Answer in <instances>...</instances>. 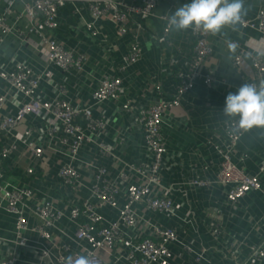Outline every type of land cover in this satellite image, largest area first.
<instances>
[{"label":"crops","instance_id":"0c3cea01","mask_svg":"<svg viewBox=\"0 0 264 264\" xmlns=\"http://www.w3.org/2000/svg\"><path fill=\"white\" fill-rule=\"evenodd\" d=\"M24 0H13L10 11L6 12V4L0 1V12L6 14L7 22L12 25L13 31L4 36L0 44V68L10 67L16 61L29 63L37 71L44 67L52 70V76L46 77L38 88V94L46 99L53 97L57 91V84L64 85V93L75 108L92 104L94 116H103L107 127L102 131L89 132L86 140L79 149L72 165L80 174V182L76 189H70L58 175L59 166L67 162L68 155L65 147L60 143L62 127L51 115L40 113L30 114L13 130V133L30 130L29 138L37 146L43 148L44 153L38 160L32 157L25 147L16 142L10 159L0 170V185L6 188L28 187L32 190L27 200L32 207H38L44 201H50L65 211L76 201L89 197L88 187L95 178L99 167L109 170L110 178L121 188L126 179H134L130 165L147 161L149 155L144 148L142 131L136 113L125 111L121 104L126 97L134 96L139 104H148L156 96L155 85L161 86V93L168 97L172 94L177 78L175 72L183 68L185 60L193 50V37L190 30L178 32L168 31L167 41L159 42L156 35L161 33L165 20L161 13L168 15L188 0H159L154 9V15L142 21V28L130 22L131 31H137L142 46V54L138 61L119 69L123 64V56L127 51L130 33L119 35L115 25L108 19H99L97 24L106 37L94 36L85 27L84 19H89V11L83 0H66L58 7L59 26L55 30L45 31L47 35H54L66 47L86 55L81 67H72L69 70L44 62L41 48L46 45L40 38V33L29 31V21L22 17L15 19V14L23 5ZM247 14L255 15L259 5L264 0H244ZM75 6H79L76 12ZM42 32V31H41ZM44 33V32H43ZM259 34L256 29L238 25L235 30L226 28L221 35L211 36L212 52L207 57L202 69L210 71L216 80L211 86L201 80L196 81L191 92L183 99L181 105L166 109L162 119V132L166 141V153L161 169L162 183L170 186L182 182L187 177L199 172V168L207 165L204 175L211 176L217 169V156L210 146L204 145L207 131L216 129L228 117L224 114L226 96L235 92L247 83L248 76L242 69H237L232 63L233 53L239 45L253 46ZM231 46V47H230ZM115 72L123 79L124 90L115 101L107 100L94 103L92 91L104 73ZM7 91L6 108L4 111H15L20 105L22 96L0 78V94ZM81 120V119H80ZM12 136L4 137L10 139ZM99 143L108 147V151L100 148ZM241 150L250 154L246 167L254 171L256 163L264 157V127L248 130L239 144ZM213 163V165H212ZM31 166L35 174L28 177L24 169ZM214 188H178L170 193L178 205L174 216L167 218L162 213L146 209L138 204L135 210L138 213L137 227L130 231L133 238L136 233L150 235L155 225L173 226L176 228L181 242L190 245L195 252L201 250L202 244L210 245L206 235L209 213H223L226 226V239L238 238L243 241L239 255L244 258L250 247L254 245L264 233L261 224L257 230L250 229V220L264 214V193L249 192L240 201L238 207L231 209L232 215H227L229 206L224 203L220 189ZM99 211L108 219L116 217L115 211L107 206ZM190 211L195 212V223L190 219ZM28 224L37 225L39 219L32 213L27 214ZM71 235L73 225L66 219L57 222L50 231L58 234L61 229ZM195 228L197 230H195ZM23 235L32 240L29 246H19L14 243V216L5 208V200L0 194V260L14 254L16 264H55L56 252L50 251L51 261L40 256L41 245L46 242L38 234L25 230ZM204 239L205 242L202 241ZM63 242L68 238L62 236ZM34 242V243H33ZM76 248L73 242H69ZM180 250L175 247L173 252ZM119 252V253H118ZM111 252L102 249L98 254L106 263L129 264L124 257V250ZM203 259L194 261L192 253L183 252L182 257L169 260L168 264H233L223 259L219 252L211 249L203 254ZM119 258L117 261L116 259ZM246 264H264V259L247 262Z\"/></svg>","mask_w":264,"mask_h":264},{"label":"built area","instance_id":"2783aa9c","mask_svg":"<svg viewBox=\"0 0 264 264\" xmlns=\"http://www.w3.org/2000/svg\"><path fill=\"white\" fill-rule=\"evenodd\" d=\"M0 1H4L5 11L9 12L13 0ZM65 1L24 0L22 7L15 14V19L27 18L29 31L40 33L41 40L46 43L41 48V57L44 62L62 70H69L72 67L80 68L86 55L64 46L54 35L45 33V31L58 28L60 23L58 7ZM83 1L90 15L89 19L83 18V22L92 35L106 37L97 24L99 19L112 21L119 35L130 33L127 51L123 56L124 62L119 69H124L138 61L142 54L141 42L137 31H131L128 24L133 22L141 29L142 21L154 15V9L159 0ZM79 8L75 6L74 10L78 12ZM160 17L165 20V24L156 38L159 42H166L169 31L168 14L161 13ZM241 25L256 29L259 36L253 46L238 44L233 53L232 63L237 69L245 71L248 76L247 83H256L259 86L260 82L264 81V3L259 5L254 16L244 17ZM11 31L13 27L7 22L6 14L0 12V44L4 36ZM191 34L193 50L185 60L184 67L175 72L177 82L172 94L168 97L163 96L161 86L157 84L155 85L157 96L148 104L137 103L134 96L126 97L121 104L125 111L136 113L142 131L144 148L149 155L147 161L130 165L135 178L126 179L123 176L125 184L121 188L109 177V170L106 167H99L94 174V181L88 187L89 197L72 203L67 211L47 200L38 207H32L27 201L32 195L30 188H6L0 185V194L5 200V208L14 216L15 244L29 246L32 240L24 236L23 232L27 230L36 233L47 244L39 248L40 256L51 261L50 251L54 250L56 252L55 264H74L79 255L87 256L90 264H112V262L106 263L98 254V251L102 249L109 251V254L118 252V249L124 250V255H119V258L124 257L129 264H168L169 260L182 257L183 252L192 253L194 261L199 262L204 258L203 254L211 249L219 252L223 259L233 264H246L264 259V233L250 247L248 255L244 258L239 255L242 240L238 238L223 240L226 237V226L224 215L219 209L217 212L209 213L205 233L210 240V245L202 244L199 252H195L190 245L181 242L173 226L155 225L150 235L136 233V238L130 234L141 218L135 210L138 204H143L146 209L162 213L167 218L174 216L178 205L170 193L176 189V186L181 190L186 185L205 189L218 186L224 203L230 208L227 210L228 216L232 215L231 209L238 207L241 199L249 192L264 193V157L256 163L254 171L246 167L250 154L241 150L239 144L247 131L239 127L238 117L223 120L218 128L208 130L204 138V145L210 146L211 151L218 158L215 173L211 176L204 175L207 168L205 165L199 168V172L190 175L182 182H176L170 186L162 183L161 169L167 151L162 132V119L166 109L181 105L196 81L201 80L205 85L211 86L216 80L212 72L202 69L213 49L211 35L192 31ZM51 76L50 68L44 67L42 71H37L31 64L22 61H16L10 67L0 68V78L8 84L10 89H14L22 96L20 105L15 108L14 112H11V109L4 111L7 91L0 94V170L10 159L16 142L22 144L36 160L42 157L44 150L29 138L31 134L29 129L17 133H13V130L30 114H49L62 127L60 143L65 147L68 155L67 162L59 166L58 175L70 189L74 190L80 182V174L72 163L83 143L89 140L88 133L104 130L107 123L103 116L93 115L92 104L75 108L65 95L62 83L56 85L57 91L53 97L46 99L39 95L40 83L46 77ZM123 90L122 77L115 72H108L99 79L92 91V97L94 103L115 101ZM8 136L12 137L7 140L3 139ZM99 146L102 150L108 151L105 144L99 143ZM24 171L28 177L35 174L31 166L26 167ZM105 206L115 211V218L108 219L99 211ZM30 213L39 219V224H28L27 214ZM195 215L194 211H190L192 223H195ZM63 219L73 225L71 235L65 232V228L61 229L58 234H52L50 230ZM250 223L251 230H258L261 224L264 226V214L259 218L251 219ZM261 232L264 231L261 230ZM62 236L68 238V242L61 241ZM202 241L205 242L204 239ZM69 242H73L76 248H72ZM177 246H180V250L174 253L173 249ZM16 260V256L11 253L0 260V264H16Z\"/></svg>","mask_w":264,"mask_h":264},{"label":"clouds","instance_id":"9594fccd","mask_svg":"<svg viewBox=\"0 0 264 264\" xmlns=\"http://www.w3.org/2000/svg\"><path fill=\"white\" fill-rule=\"evenodd\" d=\"M246 14L244 0H190L168 15L167 26L178 32L191 30L215 37L226 28L235 30ZM223 111L228 117H238L239 127L245 131L264 127V81L259 86L243 83L237 91L228 93ZM74 264H90V261L87 256L79 255Z\"/></svg>","mask_w":264,"mask_h":264}]
</instances>
